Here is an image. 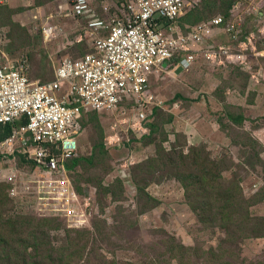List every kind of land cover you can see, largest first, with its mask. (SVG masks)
Listing matches in <instances>:
<instances>
[{
  "label": "rangeland",
  "instance_id": "obj_1",
  "mask_svg": "<svg viewBox=\"0 0 264 264\" xmlns=\"http://www.w3.org/2000/svg\"><path fill=\"white\" fill-rule=\"evenodd\" d=\"M126 1L90 0L88 13L71 19L70 0H9L0 6V50L26 57L30 79L49 81L63 57L91 50L83 25L105 17L104 5ZM217 14L243 27L237 40L214 35L215 48L232 54L209 59L203 48L187 68L167 61L150 81L152 113L141 125L131 122L130 104L125 113L86 114L73 182L98 207L89 228L26 216L23 196L0 201L2 222H21L22 235L36 231L26 217L47 225L44 239L73 248L72 264H264V0H201L183 21ZM46 23L55 26L51 39L41 34ZM245 48L250 67L227 61ZM192 158L214 177L192 184Z\"/></svg>",
  "mask_w": 264,
  "mask_h": 264
},
{
  "label": "built area",
  "instance_id": "obj_2",
  "mask_svg": "<svg viewBox=\"0 0 264 264\" xmlns=\"http://www.w3.org/2000/svg\"><path fill=\"white\" fill-rule=\"evenodd\" d=\"M8 1L0 0V5ZM70 1L71 19L90 10V0ZM185 1L128 0L104 5L105 17L91 18L83 25L91 50L63 57L49 81L29 78L26 57L12 60L2 52L0 125H10L11 132L0 142V183L7 184L10 198H30L23 214L60 219L69 229L89 228L98 207L91 196L76 189L68 168V162L81 155L77 138L86 113H125L130 104L131 122L139 126L152 113L145 105L151 96L150 81L167 61L177 59V67L187 68L203 48L209 59L216 53L225 58L232 54L229 48H215L214 35L223 30L237 40L243 27L235 20L225 22L220 14L188 24L183 17L201 0L187 7ZM41 28L45 39L53 38V24ZM83 36L79 34L76 43ZM248 50L227 61L238 63L244 58L250 67Z\"/></svg>",
  "mask_w": 264,
  "mask_h": 264
},
{
  "label": "trees",
  "instance_id": "obj_3",
  "mask_svg": "<svg viewBox=\"0 0 264 264\" xmlns=\"http://www.w3.org/2000/svg\"><path fill=\"white\" fill-rule=\"evenodd\" d=\"M235 6H232L230 10L233 12V9H235ZM84 54V53H82ZM81 54V55H82ZM78 57V56H77ZM177 60V59H174ZM97 113V112H93ZM87 114V113H86ZM83 117V122H84ZM25 121V120H23ZM11 132V126L6 125H0V142L10 135ZM186 157V156H184ZM81 155L78 157L70 160L68 162V168L71 170V176L73 178V174L75 171V163L78 162L80 159H82ZM21 161V160H19ZM21 163V162H20ZM205 164H201L195 161L194 158H192L191 162H189V174L186 175L188 178L191 179V183H199L202 179H210L213 174L211 170L208 172H205L203 169V166ZM20 168H23V164H19ZM200 174L199 176L194 175V173ZM177 178H180L181 180L184 179L181 175L176 173ZM214 177V176H213ZM183 186L187 187L188 185L185 184V181H182ZM3 188L5 189L4 195H0V201H3L8 196L7 193V185L0 183ZM7 195V196H6ZM29 217H32L30 215H26ZM26 224L34 226L35 233L27 232L25 235H22L21 232H24L26 229L23 228L22 223L20 222L19 225H15L16 222L13 223L12 220H7L2 222L0 219V264H72V260L75 258L73 254V248H58L55 246H52L51 243L44 239L43 235L45 232L48 233V226L42 223H38L37 225H32L31 218L27 217ZM38 219H43L42 221H50L55 220V218L50 217H39ZM95 219V218H94ZM93 221V220H92ZM49 224V223H48ZM32 242L33 244H29ZM42 249L40 251V259L37 260V250ZM79 263V262H78ZM80 264V263H79Z\"/></svg>",
  "mask_w": 264,
  "mask_h": 264
},
{
  "label": "crops",
  "instance_id": "obj_4",
  "mask_svg": "<svg viewBox=\"0 0 264 264\" xmlns=\"http://www.w3.org/2000/svg\"><path fill=\"white\" fill-rule=\"evenodd\" d=\"M11 1H15V0H10V2H11ZM20 2H21V4L23 5V2H24V1H23V0H20ZM24 3H25V2H24ZM3 60H4V54L0 51V63L4 62ZM79 136H80V135H79ZM79 136H78V137H79ZM78 140H79V138H77V141H78ZM78 145H79V141H78ZM79 147H80V146H79ZM22 157H23V156L20 155V158H22ZM20 158H19V159H20ZM19 159H18V160H19ZM25 162H26V161H25Z\"/></svg>",
  "mask_w": 264,
  "mask_h": 264
},
{
  "label": "clouds",
  "instance_id": "obj_5",
  "mask_svg": "<svg viewBox=\"0 0 264 264\" xmlns=\"http://www.w3.org/2000/svg\"><path fill=\"white\" fill-rule=\"evenodd\" d=\"M9 2V1H8ZM30 2V1H29ZM1 6V5H0ZM202 21V20H201ZM188 24H191V23H188ZM42 34V33H41ZM43 36V35H42ZM176 61V60H175ZM177 62V61H176Z\"/></svg>",
  "mask_w": 264,
  "mask_h": 264
}]
</instances>
